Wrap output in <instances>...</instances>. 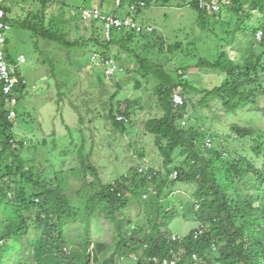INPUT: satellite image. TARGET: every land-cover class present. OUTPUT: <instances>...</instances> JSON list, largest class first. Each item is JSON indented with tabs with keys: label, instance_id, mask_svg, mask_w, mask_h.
<instances>
[{
	"label": "trees",
	"instance_id": "obj_1",
	"mask_svg": "<svg viewBox=\"0 0 264 264\" xmlns=\"http://www.w3.org/2000/svg\"><path fill=\"white\" fill-rule=\"evenodd\" d=\"M91 1L85 0L84 3ZM98 1L104 9L106 3H113L116 10L112 13L122 17H132L130 7L133 4L136 5L135 13L152 6L181 8L187 5L199 13L198 24L201 29L205 28L208 18L209 25L224 23L221 20L223 11L213 15L201 7V0H120L118 6L114 0ZM230 1V6L223 8L230 10L238 20L230 34L227 33V25L223 24L222 29L223 34L227 39L230 36L232 42L236 40L237 34L243 35V40L238 45L239 57L232 59L227 52L222 51L215 60H204L202 66L198 67L210 68L222 80L221 84L212 90H205L203 102L208 103L207 108L210 103H218L221 111L228 115L237 114L239 110L249 106L258 108L257 99L264 98V25L260 23L259 27H245L246 21H251L256 13L262 15L260 20L264 22V0ZM31 2V8L18 4L15 8L1 5L7 11L13 29L20 32L19 43L22 46L31 44L39 55L38 59L29 56L35 68L47 67L49 78L56 77L58 72L66 67L74 69L75 74H81L89 68L93 54L97 53L101 67L93 66L92 69L98 76V87H104L105 81L108 80H122V83L115 82L117 90L111 96L113 102L120 98L130 75L136 74L129 67V61L136 59L141 65V72L145 73L144 79L148 80L151 76L160 84L155 93L158 96V107L163 114L150 118L145 123L146 132L156 137L158 149L165 158V167L174 163V155L178 150L186 151L187 157L183 166L177 169L176 177H173V173L167 174L163 180L160 171L151 168L141 174L140 169H136L120 178L117 183L104 184L101 178L97 177V170L91 161L93 153L84 152L87 137L83 128L84 116L81 114V123L78 122L77 126L82 137L78 140L81 143L78 155L82 165L69 171V163L66 161V166L60 168L53 163L51 157V152L58 146L56 140L52 146L49 139H41L36 135L33 136V142L18 141L14 135L15 120L31 123L29 111L21 107L25 106V95L31 91L32 83L26 81L24 84L21 81L16 88L19 106L15 120L9 119L10 111L0 84V264H98V257L90 251L93 244L90 220L97 215L111 231L113 242L110 244L115 246V254L129 258L131 255L141 254L137 253L136 247L144 251L141 257L137 256L138 264H162L164 260L176 261V264H193V255L199 257L198 264H263L264 128L237 124L230 127L229 134L216 130L209 137L215 140L219 138L220 143L210 147V144H206L207 136L192 125L194 119L189 112V106L194 103V98L199 93L197 87L183 77L181 70L177 72L178 82L163 66L148 63L137 52V47L145 43L147 45L156 32L139 34L135 31H118L113 40L107 42L97 26L99 22L85 20L80 11L79 19L84 25L81 28L78 18L75 20L72 16L69 17L73 12L66 2L27 0L26 3ZM142 2L145 7H141ZM216 2L223 3L225 0ZM54 4L63 6L56 16H49V10ZM17 7L21 8L15 14ZM126 8L127 14L124 16ZM12 13L16 15L14 20L10 17ZM81 31L88 35L81 36ZM72 34L77 37L72 38ZM248 35H251L249 42ZM258 37L262 40L258 41ZM216 38H220V35L216 34ZM50 46L58 48L59 54L70 56L66 67L59 55L55 56L56 63L46 53ZM256 47L262 48V54L255 52ZM181 48L182 44L177 43L171 47V51L174 53ZM79 50L82 56L72 58L71 54ZM7 56L17 64L18 58L13 56L10 49L7 50ZM112 58L119 62L126 72L109 78L105 74V68ZM17 77L26 80L19 69ZM142 87L143 83L137 82L134 89L140 90ZM177 93L182 94L185 99V105L182 107H177L173 102ZM127 104L122 110L118 108V114L129 120L131 109H136L137 102L129 100ZM118 116L115 115L111 103L108 120L117 128H125L128 122L119 121ZM185 121L192 126L182 127ZM68 134L71 140L76 139L75 135ZM236 143L240 147L237 151L234 150ZM64 152L65 156H69L66 149ZM221 160L223 164L219 166ZM70 173L83 182L81 190L75 195H80L81 191L83 195L87 193L86 198L90 195L85 213L73 204L71 196L74 194L66 188ZM219 173L226 176V184H239V187L225 188L221 184L223 182L218 179ZM151 182L157 190L158 200L169 183H196L198 189L194 202L199 205L198 219L202 226L184 239L178 237V240H174V235L167 237L159 221L163 220L167 224L180 216V212L174 207V201L170 200L167 205L171 209L158 204L159 213L152 222L153 233L144 235V229L132 220L130 209L137 205H133L130 199L136 198L140 190ZM247 184H250L252 189L245 188ZM80 218L86 221L84 250L67 253L64 250L67 245L65 227L73 225ZM205 223H209L210 227H206ZM102 248L104 245L97 243V249ZM154 259L156 261H153Z\"/></svg>",
	"mask_w": 264,
	"mask_h": 264
},
{
	"label": "rangeland",
	"instance_id": "obj_2",
	"mask_svg": "<svg viewBox=\"0 0 264 264\" xmlns=\"http://www.w3.org/2000/svg\"><path fill=\"white\" fill-rule=\"evenodd\" d=\"M26 2L27 0H0V3L7 8H15L17 4L31 8L32 2L28 4ZM65 2L70 11L73 12L69 14V17L72 16L75 20L78 18V24L81 28L84 25L81 24L79 19L80 11L84 8L100 7L97 0H92L88 4L83 3L84 1L82 0H60L58 3ZM62 6L54 4L49 10V16H56ZM116 6L118 5L116 4ZM67 7L66 9H69ZM19 8L21 7H17L14 10L15 14ZM105 9L110 13L116 10L113 3H106ZM126 11L127 8L124 11V16L127 14ZM222 11L221 20L224 22L223 24L229 27V32L227 33L230 34L233 30V25H236L238 20L237 16L230 13V10L224 9ZM14 13L10 15L12 20L16 18ZM132 17L144 25L154 27L156 32L151 37V41L147 45L146 43L144 44L145 47H143L144 45L137 47L138 54L150 64L163 66L173 79H177V72L181 70L182 74H185L186 77L189 76L187 80H190L191 84L197 87L199 93L194 98V103L189 106V112L194 119L192 125L207 136L206 144L215 147L220 143L219 138L215 140L209 136L216 130H222L224 134H229L230 127L233 125L264 128L263 97L257 99L258 108L249 106L232 115L224 114V111H221L216 102L210 103L209 108H207L208 103L205 104L203 102L205 90H212L220 85L222 80L210 68L198 67L202 66V61L204 60H215L222 51L227 52L230 58L237 59L240 54L238 45L243 40L242 34H237L236 40L232 42L230 36L227 39V36L223 34V24L217 23L214 25L211 23L213 25L211 26L209 25V18L208 22L205 23V28L201 29V25L198 24L199 13L187 5L181 8L152 6L143 9L139 13H133ZM260 18H262V15L256 13L251 21H246L245 27H259L260 23L264 25ZM97 26L100 27L102 32V25L97 23ZM260 31L263 33V29ZM6 33L5 39L8 43L6 44L5 52L10 49L15 58L20 56L26 58L27 62L22 65L21 71L26 81L30 84L32 83L31 91L25 95L26 100L23 102L25 106L21 107L29 111L28 116H31V123L21 120L16 121L17 116L14 119V135L18 141L33 142V136L36 135L41 139H49L53 146V142L56 140L58 142L57 148L53 149L52 152V147L50 148L53 163H56L60 168H64L67 161L69 163V171L78 168V165H82L78 155L81 146L78 140H81L82 137L77 125L78 122L81 123L79 115L83 114V128L87 137L86 150L84 152L86 154L93 153L91 161L97 170V177L101 178L104 184L117 183L120 178L136 169H140L139 172L141 174H145L146 170L151 168L157 172L160 171L164 180L167 174H175L177 169L183 166L187 157L186 151L178 150L174 155V163L169 167H165V158L158 149L156 137L146 132L145 123L150 118L160 117L163 114L158 107V96L155 93L157 86H160V84L151 76L148 80L144 79L145 73L141 72V65L136 59L129 61L130 70L136 72V74L130 75V79L127 80L128 84H125L120 98L112 102L111 96L117 90L115 82L120 81L122 83V80L105 81L104 87L99 88L98 76L92 67L87 68L81 74H75L73 72L74 69L66 67L70 56L65 53L59 54L57 52L58 48L53 46L48 47L46 53L56 63L57 59H55V56L59 55L61 60L64 61L66 68L58 72L56 77L49 78L48 68L44 66H36L35 68L29 58L30 55L35 59L39 58L32 45L26 43L25 46H22L19 43V30L12 28L11 31ZM216 34H219L220 38H216ZM80 35L87 36L88 34L81 31ZM71 37L76 38L77 35L72 34ZM263 37L264 34L262 39ZM257 39L258 41L262 40L259 37ZM249 41H251V35L247 36V42ZM177 43L182 44V48L173 53L171 47ZM255 52L262 54V48L256 47ZM81 56L82 52L80 50L71 54L74 59ZM117 66L116 72H126L120 65ZM177 81L179 82L178 79ZM137 82L143 83V87L140 90L134 89ZM64 98L65 100H63ZM129 100L137 102L136 109L132 107V114L126 127L117 128L107 118L111 110V103L114 106L115 115L121 116L118 114V108L120 107L122 110L127 107V101ZM15 109L17 112L18 107ZM192 125L187 124L186 121L182 123L184 128ZM55 131L56 135H54ZM68 133L75 135L76 139L71 140ZM226 137L228 138V135ZM64 149L69 153V156L64 155ZM239 149L240 147L236 143L234 150L237 151ZM9 163H11L10 160ZM221 164H223L222 160L219 161V166ZM44 166L49 165L44 164ZM69 176L70 179L69 183L66 184V188L71 194H74V196H71V200L77 208L85 213L90 195L86 198L87 193L83 195L82 191L80 195H75L78 190H81L80 187L83 182L80 178L72 175V173ZM218 179L224 183L221 184L225 188L239 187V184L233 186L226 184L228 181L224 174L219 173ZM91 188L92 185H90L89 189ZM245 188L252 189L250 184H247ZM197 189L198 186L194 182L173 183L172 185L169 183L165 187L162 197L158 200L156 197L157 190L154 183L151 182L146 187L144 186L143 190H140L136 198L130 199L133 205H137L130 209L132 220L137 226L144 229V235L152 234V222L159 213L158 204L166 207L168 202L173 200L174 207L178 209L180 216L167 224L160 220L159 224L162 230L167 233V237L175 235L184 239L192 231L198 230L202 226L198 219L199 205L194 202ZM169 209L171 208L169 207ZM205 224L206 227H210L209 223ZM90 230L93 242L90 251H92L94 256L98 257V264H138L137 258L141 257L144 251L136 247L137 253L141 254H134L131 257L129 256V258L115 254L116 248L110 244L113 242V240L111 241V231L107 229L99 215L90 220ZM64 233L67 241L64 250L67 253L82 252L84 250L86 243V221L84 219L80 218L73 225L65 227ZM34 243L32 242V244ZM97 243L103 244L104 248L102 250L97 249ZM262 263L264 264V261Z\"/></svg>",
	"mask_w": 264,
	"mask_h": 264
},
{
	"label": "built area",
	"instance_id": "obj_3",
	"mask_svg": "<svg viewBox=\"0 0 264 264\" xmlns=\"http://www.w3.org/2000/svg\"><path fill=\"white\" fill-rule=\"evenodd\" d=\"M216 1L218 0H211V2L208 3L205 0H201V7L210 12L219 13L220 11H218V8L214 7ZM120 2V0H114L115 4H119ZM141 7H145V3H142ZM130 11L132 13H135L136 6H131ZM82 16L85 20L96 21L102 25V34L107 42H111L118 31H135L139 34H145L148 31L154 29V27L150 25H144L140 22H136V20L132 17H122L116 13H110L102 7L84 8L82 10ZM12 28L13 27L10 23L9 15L6 9L0 3V84L2 85L7 107L10 111V119L14 120L17 116L15 108L18 104V94L16 92V88L21 81H23V83L25 84L26 80H22L17 76L10 75L9 71L10 69L17 68L20 70V72H22L21 67L27 62V60L24 56H20L17 60V64H15L8 59L7 52L5 53L3 51V46L6 43L5 33L11 31ZM118 64L119 62L114 59L109 62L105 68L106 76H108L109 78L117 76L116 74H113V68ZM93 66L101 67L99 57L93 58L92 56L89 67ZM176 100L181 101V99L179 98H176ZM176 176L177 173H175L174 177ZM194 260H198L196 255H194ZM162 264H176V261L169 262L167 260H164Z\"/></svg>",
	"mask_w": 264,
	"mask_h": 264
},
{
	"label": "bare ground",
	"instance_id": "obj_4",
	"mask_svg": "<svg viewBox=\"0 0 264 264\" xmlns=\"http://www.w3.org/2000/svg\"><path fill=\"white\" fill-rule=\"evenodd\" d=\"M85 1V0H84ZM105 1V0H104ZM84 3V2H83ZM142 3H144V2H142ZM154 3V2H153ZM141 4V3H140ZM226 4V5H225ZM230 6V4H231V1L229 0V1H225V2H223V3H220V2H216L215 3V5H214V7H216V8H218V11H220V12H222V10H224V6H228V5ZM146 5H148V3L146 4ZM223 5V6H222ZM133 6H134V4H133ZM136 6V5H135ZM140 6V5H139ZM222 6V7H221ZM214 10H216V9H214ZM219 12V13H220ZM213 15H215L216 13H214V12H211ZM137 22V21H136ZM133 32V31H132ZM155 32V29H153V30H151V31H148L147 32V34H152V33H154ZM136 33V32H135ZM7 34V33H6ZM6 37V36H5ZM8 42H6L5 43V45L3 46V51L5 52V50H6V44H7ZM6 53V52H5ZM94 57H99V54H94L93 55V58ZM114 58H112L110 61H108L107 63H109V62H111L112 60H113ZM119 65V64H118ZM117 68H118V66L116 65L114 68H113V74H116L117 76H119V75H121V74H123L124 72H122V73H119V72H116V70H117ZM9 74L10 75H12V76H17V74H18V69L17 68H14V69H10V71H9ZM183 77L185 78V79H188L189 78V76H187L186 77V75H184L183 74ZM3 94H4V92H3ZM176 98H179V99H181V101H177L176 100ZM6 99V98H5ZM173 102H174V104L177 106V107H182V106H184L185 105V99H184V97H183V95L182 94H179V93H177V94H175L174 95V97H173ZM18 105L19 104H17V106H16V108L18 107ZM6 106H7V103H6ZM10 115V114H9ZM9 119H10V116H9ZM118 120L119 121H126V122H129V120L128 119H126L125 117H123V116H119L118 117ZM211 141V140H210ZM210 147H211V145H210ZM134 228V227H133ZM176 238V239H175ZM174 240H178V236H175L174 235ZM180 240V239H179ZM197 256V255H196ZM197 258H198V260L197 261H195L194 260V255H193V260H194V262H193V264H198L199 263V261H200V259H199V257L197 256ZM153 261H156V259H154Z\"/></svg>",
	"mask_w": 264,
	"mask_h": 264
},
{
	"label": "crops",
	"instance_id": "obj_5",
	"mask_svg": "<svg viewBox=\"0 0 264 264\" xmlns=\"http://www.w3.org/2000/svg\"><path fill=\"white\" fill-rule=\"evenodd\" d=\"M97 2H98V6H101L98 0H97Z\"/></svg>",
	"mask_w": 264,
	"mask_h": 264
},
{
	"label": "clouds",
	"instance_id": "obj_6",
	"mask_svg": "<svg viewBox=\"0 0 264 264\" xmlns=\"http://www.w3.org/2000/svg\"><path fill=\"white\" fill-rule=\"evenodd\" d=\"M89 66H90V65H89ZM89 66H88V67H89ZM89 68H90V67H89ZM175 173H176V172H175ZM174 176H175V174H173V177H174Z\"/></svg>",
	"mask_w": 264,
	"mask_h": 264
}]
</instances>
